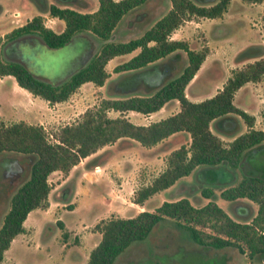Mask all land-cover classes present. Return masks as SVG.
<instances>
[{
	"label": "trees",
	"instance_id": "16d2710c",
	"mask_svg": "<svg viewBox=\"0 0 264 264\" xmlns=\"http://www.w3.org/2000/svg\"><path fill=\"white\" fill-rule=\"evenodd\" d=\"M35 1L42 12L63 20L64 26L56 31L46 26L42 14L38 13L6 32L0 44V75H12L33 95L59 102L84 82L104 84L109 76L108 60L139 49L114 67L121 72L116 80L122 89L137 84L149 90H128L116 97L103 98L98 105L88 107L78 120L60 126L53 133H48L42 124L25 120L6 124L0 118V157H7L6 162L17 155L31 157L29 173L13 191L0 224V264L14 236L24 230L28 213L46 205L51 188L49 174L55 170L69 171L106 144L120 140L122 147H126L135 140L149 147L164 139L177 140L187 135V140L170 151L165 168L135 191L133 201L141 206L151 195L173 185L196 167L236 168L248 150L264 146V129L255 128L254 116L234 103L235 93L243 84L258 81L264 75V56L234 69L216 93L195 101L188 98L185 88L200 68L206 51L191 48L185 40L171 38L173 30L191 15L220 16L230 0L211 4L198 0H170L169 9L152 25L124 39L115 35L119 22L146 0H98L97 8L91 11L59 6L47 0ZM86 35L101 39L99 48L87 61L67 69L56 80L35 74L29 64L16 57L25 40H29V45L36 40L48 48L69 44L83 46L78 55L81 57L90 47ZM182 51L186 54V62L181 71L158 84V63ZM254 51L258 50L249 46L241 50L239 57L251 56ZM153 75L156 79L152 80ZM170 99L179 101V109L149 123H135L124 114L129 110L150 114ZM109 110L120 114L110 116ZM237 116L244 120L248 129L225 144L210 125L213 123L217 131L231 135L239 126ZM14 167L9 164L4 169ZM202 192L209 198L202 205H195L182 196L164 200L153 209H143L129 217L108 218L98 225L101 238L91 249L85 264H114L119 255L138 244L169 252V241H159L161 237L156 243L150 240L157 226L165 220L177 229V233L174 228L168 231L182 241L188 239L203 250L228 247L244 255L248 264H264V175L243 173L219 192L221 198L231 203L248 199L257 205L256 211L245 220L235 219L220 206L212 189L205 187ZM150 264L162 262L156 260Z\"/></svg>",
	"mask_w": 264,
	"mask_h": 264
},
{
	"label": "rangeland",
	"instance_id": "374dc122",
	"mask_svg": "<svg viewBox=\"0 0 264 264\" xmlns=\"http://www.w3.org/2000/svg\"><path fill=\"white\" fill-rule=\"evenodd\" d=\"M47 1L81 11H91L98 6V0ZM170 5V0H146L119 22L116 37L124 39L141 33L163 15ZM38 13L42 14L46 26L56 31L63 28V20L49 12H42L35 0H0V44L6 32ZM86 37L90 47L81 57L78 55L83 46L79 48L69 44L61 48H48L36 40L30 41L31 45L27 44L29 40L23 41L19 53L26 57H20L19 53L16 57L29 64L35 74L56 80L67 69H74L97 51L101 39L92 35ZM171 38L185 40L191 48L206 51L205 59L187 84L185 92L188 98L195 101L211 96L222 87L234 69L264 56V0H230L226 10L217 17L191 15L173 30ZM249 46L258 51H254L251 56L239 57L241 50ZM138 50L109 59L106 64L109 76L104 84L84 82L67 99L59 102L44 103L39 96L32 99V95L16 81L20 89L13 86L14 78L3 79L0 82L1 120L6 124L18 120L42 124L48 133H53L60 126L78 120L88 107L98 105L103 98L116 97L123 92L128 93V90H149L137 84L127 90L122 89L116 80L121 72L115 71L114 67ZM185 62L184 51L163 58L156 68V82L161 84L177 75ZM153 79H156V75H153ZM234 103L254 116L255 128L264 129V75L258 81L243 84L235 93ZM26 106L32 109H21ZM178 109L179 101L170 99L150 114L134 110L124 114L135 123H149ZM108 114L117 116L120 112L109 110ZM237 117L239 126L231 135L217 131L213 123L210 125L225 144L248 129L244 120ZM184 140H187V135L177 140L164 139L149 147L135 140L131 145L122 147L120 140H117L100 147L67 172H51L48 176L51 188L46 205L28 213L23 223L24 230L14 236L4 252L1 264H85L91 249L101 238L98 225L108 218L129 217L140 210L153 209L164 200L182 196L189 198L195 205H202L209 200L202 192L205 187L214 191L216 202L232 217L248 219L256 211L255 203L248 199L231 203L221 198L219 192L243 173L264 175V146L248 150L239 167H196L173 185L151 195L143 206L133 201L135 191L165 168L170 151ZM6 158L0 157V179L2 170L9 164L17 166L19 162L24 170L23 175L13 181L11 190L4 191L11 197L28 175L31 157L17 155L8 162ZM84 171H87L85 175ZM9 197L2 215L9 207ZM173 228L170 221H162L150 237L153 243L160 237L159 241H169V252L138 244L119 255L114 264H150L156 260L162 264H248L244 255L231 248L203 250L188 239L182 241L174 237L172 231H168Z\"/></svg>",
	"mask_w": 264,
	"mask_h": 264
},
{
	"label": "flooded vegetation",
	"instance_id": "af4514ba",
	"mask_svg": "<svg viewBox=\"0 0 264 264\" xmlns=\"http://www.w3.org/2000/svg\"><path fill=\"white\" fill-rule=\"evenodd\" d=\"M200 1H204V0H200ZM215 1H217V0H205L204 2H206L207 4H211ZM32 52H34V50ZM21 56L23 58L26 57L25 54H23V53H22V55L20 54V57ZM11 169L12 170L3 169L2 174H1V179H0V222H2V219L4 216V213L2 215V212H3L4 207L8 204V197H9L8 193L6 192V194H5L4 191L8 190V192H9L11 190L12 185H13V181L20 178L24 173L23 167L20 165L19 162H18V165L14 169L13 168H11ZM45 227H46V225L43 226V231L45 230Z\"/></svg>",
	"mask_w": 264,
	"mask_h": 264
},
{
	"label": "crops",
	"instance_id": "0c3cea01",
	"mask_svg": "<svg viewBox=\"0 0 264 264\" xmlns=\"http://www.w3.org/2000/svg\"><path fill=\"white\" fill-rule=\"evenodd\" d=\"M5 78H11V79H12V78H14V76H12V75H0V82H1L3 79H5ZM15 81H16V79L14 78V80H13V86H14L16 89H20V87H22V86H20V85L17 83V84L20 86V87H19V86L16 84L17 81H16V82H15ZM23 88H24V87H23ZM24 89H26V88H24ZM26 90H27V89H26ZM27 91H28V90H27ZM28 92H29V91H28ZM28 92H27V93H28ZM29 93L32 95V96H31L32 99H34V98L36 97V95H33L31 92H29ZM39 97H40V96H39ZM43 102H44V103H48L49 101L43 98ZM13 105H14V104H13ZM29 108H30V107H27V106H26V107H21V109H23L24 111H25L26 109H29ZM30 109H32V108H30ZM30 113H31V112H30ZM76 165H77V164H76ZM74 166H75V165H74ZM55 171H57V170H55ZM53 172H54V171H53ZM83 173H84V175H85V174L87 173V171H84Z\"/></svg>",
	"mask_w": 264,
	"mask_h": 264
}]
</instances>
